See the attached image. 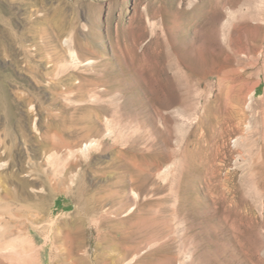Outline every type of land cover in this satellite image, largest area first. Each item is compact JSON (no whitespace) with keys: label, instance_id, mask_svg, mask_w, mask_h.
I'll use <instances>...</instances> for the list:
<instances>
[{"label":"rangeland","instance_id":"1","mask_svg":"<svg viewBox=\"0 0 264 264\" xmlns=\"http://www.w3.org/2000/svg\"><path fill=\"white\" fill-rule=\"evenodd\" d=\"M0 9V182L36 215L7 264H70L68 233L88 264H264V0Z\"/></svg>","mask_w":264,"mask_h":264},{"label":"bare ground","instance_id":"2","mask_svg":"<svg viewBox=\"0 0 264 264\" xmlns=\"http://www.w3.org/2000/svg\"><path fill=\"white\" fill-rule=\"evenodd\" d=\"M71 55L73 61L78 63L79 57L77 52L73 51ZM106 123L107 135H111L114 132L111 128V121L109 119H106ZM96 132L99 133L100 130L98 129ZM95 145L96 143L92 141L89 144H86L85 147L80 148L78 152L86 153ZM2 166L3 165L0 164V168ZM134 195L135 197H139L138 193H134ZM20 202L21 201L18 195L15 192L9 190L6 185H3L2 182H0V264H7V262L19 263L21 261H28V259L34 260V256L32 254V245H30V243H28L26 239L22 238V233L27 229L28 221L33 220L36 215L33 209L25 207ZM41 207L42 206H34V208L36 209H41ZM126 207L127 204H121L114 210H105L102 215L103 220L105 222L114 223L113 226H116V224L119 223L121 224L127 222L128 220L122 221L120 218ZM132 210L133 207H130L129 211ZM110 237L114 239V242L117 239L118 246H124V249L126 251L125 259L130 256V253H132V251H134V253L136 254L143 243H145L144 241H140L136 242L135 245L132 246V242L130 241L132 238L125 233H122V236L120 237L111 235ZM82 241L83 240L81 239L73 237L71 233H68L66 235V258L70 262V264H88L86 257H84L83 255L82 257L76 256L77 253L83 251L84 246ZM26 242L28 248L24 249L23 245Z\"/></svg>","mask_w":264,"mask_h":264}]
</instances>
